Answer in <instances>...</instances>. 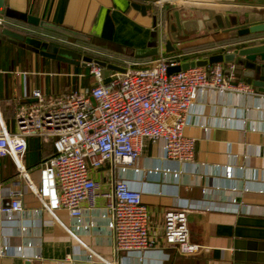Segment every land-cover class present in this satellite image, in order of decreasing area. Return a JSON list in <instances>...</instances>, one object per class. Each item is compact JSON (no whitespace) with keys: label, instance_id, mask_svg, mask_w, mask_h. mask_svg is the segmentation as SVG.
<instances>
[{"label":"crops","instance_id":"1","mask_svg":"<svg viewBox=\"0 0 264 264\" xmlns=\"http://www.w3.org/2000/svg\"><path fill=\"white\" fill-rule=\"evenodd\" d=\"M190 1L186 8L264 13L263 0ZM132 2L134 0H5V8L31 13L43 21L78 31L104 44V47L90 45L95 51L143 66L152 58L129 59L116 51L124 54L155 42L160 44V32L152 25V15L158 14V9L142 13L131 6ZM6 23L28 27L13 18L6 19ZM164 25L163 30H166L165 21ZM37 30L53 43L70 39L52 31ZM219 32L222 29L195 36L179 31L170 37L172 42L180 44L212 38ZM239 43H264V33L173 54H184V60L197 59L203 54L232 51L235 48L232 45ZM222 64L225 75H229L234 66V82L242 79L252 85L254 92L228 95L206 90L196 95L190 120L183 129L184 135L195 140L192 162L167 159L159 145L146 142L136 164L126 171L112 169L109 163L91 171L102 191H109L113 180L121 178L142 193V202L149 212L150 234L159 246L144 252L116 254L107 219L102 217L103 198L97 199L95 208L88 209L83 204L79 222L64 209L53 214L36 212L40 202L28 180L38 185L39 163L43 157L51 155L52 147L50 141L42 142L33 137L39 140L41 148L39 161L34 165H29L24 156L27 178L18 172L12 159L0 157V206L16 192L22 200V210L16 219L0 223V245H21V254L0 256V264H87L89 255H93V264L114 261L119 264H264V239L235 237L240 216L264 218V92L253 85L254 79L246 68L235 63ZM87 71L80 62L72 65L47 57L0 36V122L13 133L17 129L16 109L32 102L33 88H39L47 97L61 96L87 87L90 84ZM154 167L167 168L169 172L153 173ZM226 167H230V177L224 172ZM173 172L178 175L174 176ZM176 204L189 207L187 224L190 241L198 245L195 253L182 254L177 248L162 244L165 209Z\"/></svg>","mask_w":264,"mask_h":264},{"label":"built area","instance_id":"2","mask_svg":"<svg viewBox=\"0 0 264 264\" xmlns=\"http://www.w3.org/2000/svg\"><path fill=\"white\" fill-rule=\"evenodd\" d=\"M189 3L190 0H154L157 30L161 33L165 29L161 14L165 5ZM183 56L166 53L161 43L159 54L140 68L134 67L138 63L126 60L120 64L112 58L125 70H112L106 76L103 67L87 61L91 76L87 87L57 97H47L39 88H33L32 102L16 109L17 129L10 133L0 122V157L9 156L24 178L26 139L37 137L42 142H53L54 151L39 163L38 185L28 180L40 202L36 212L53 214L64 209L79 222L83 204L88 209L95 208L97 199L103 198L102 217L107 219L116 254L144 252L159 246L150 234L149 212L142 202V193L121 178L113 180L109 191H102L91 171L108 163L112 169L126 171L136 164L146 142L159 145L167 159L192 162L195 140L184 135L183 129L190 120L196 95L206 90L228 95L254 92L244 80L234 82V66L225 75L222 63L169 73V68L180 65ZM151 171L169 172L159 167ZM224 172L227 177L232 174L230 167ZM10 196L0 206V223L14 221L22 210L20 193ZM188 210L186 204H176L166 208L163 216L162 244L177 248L182 254L198 251V245L190 241ZM17 254H21V245H0V256ZM88 257L87 264H93V255Z\"/></svg>","mask_w":264,"mask_h":264},{"label":"water","instance_id":"3","mask_svg":"<svg viewBox=\"0 0 264 264\" xmlns=\"http://www.w3.org/2000/svg\"><path fill=\"white\" fill-rule=\"evenodd\" d=\"M154 0H134L131 6L135 9L146 13L147 10L155 11L156 7L153 6ZM264 1V0H263ZM163 20L167 25L166 30L159 33L158 41L152 45L142 48L134 49L128 53L118 54L127 56L135 60H143L154 58L159 54L161 43L164 45V51L166 53H173L183 49L196 48L202 45H211L219 41L230 40L240 37L253 36L254 34L264 33V13L262 11H253L247 14L229 13L220 9L211 11L202 7L186 8L185 6H168L165 5L161 12ZM0 16H4L6 19H16L26 24L28 27L9 26L4 22L1 23L0 36L10 42H14L20 47H24L28 50H32L37 53H50L52 50H59L58 43H53L51 40H47L48 36L43 32H39L37 28L45 31H52L65 38H70L76 42L102 46L104 44L98 42L84 34L75 31L70 28H65L51 22L41 20L38 16L31 13L17 12L15 10H9L5 8V0H0ZM157 13L152 15V25L157 31L156 27ZM30 27V28H29ZM168 29V31H167ZM222 29L212 36V38L199 39L198 41L189 43L176 44L172 42L170 35L176 34L182 31L191 35H204L208 32ZM51 38V36H49ZM49 38V39H50ZM162 41V42H161ZM108 48L111 49L109 45ZM232 51H217L210 54H203L197 59L183 60L180 65L169 68V73L180 71V69H188L199 66H207L217 63H235L246 68L248 75L254 79L253 85L257 86L261 92H264V43L254 45H242L241 43L232 45ZM80 53L77 54L78 58L75 62H80L83 66H86L87 61H93L103 68L124 72L125 68L114 63L110 54H102L98 51H93L98 56L85 55L81 52V47H75ZM87 49V48H86ZM113 49V48H112ZM76 54V53H75ZM56 59H60L59 56H53ZM66 62H69V58ZM241 226H244L241 227ZM251 227V228H250ZM236 238H250V239H264V218H252L240 216L236 222Z\"/></svg>","mask_w":264,"mask_h":264},{"label":"rangeland","instance_id":"4","mask_svg":"<svg viewBox=\"0 0 264 264\" xmlns=\"http://www.w3.org/2000/svg\"><path fill=\"white\" fill-rule=\"evenodd\" d=\"M70 39H67V41L65 40L64 42L61 41L60 39V43H58L59 46V50H52V52H50L49 54H52L53 56H59V58H61L62 61H67V59L69 58V62L73 65V64H79V62H75L76 59L78 58L77 54L80 53L75 47H81L83 50H93L95 51V48L89 46V45H84L82 43L79 42H70ZM87 48V49H86ZM92 51V52H93ZM76 53V54H75ZM48 53H44L42 55H45L48 57L49 55ZM81 54V53H80ZM51 57V56H50ZM119 58V59H118ZM118 63L123 64L124 61H126V59L121 58V57H117L116 60ZM128 62H131L130 60H127ZM112 72L111 69L108 68H103V75L106 76L108 74H110Z\"/></svg>","mask_w":264,"mask_h":264},{"label":"trees","instance_id":"5","mask_svg":"<svg viewBox=\"0 0 264 264\" xmlns=\"http://www.w3.org/2000/svg\"><path fill=\"white\" fill-rule=\"evenodd\" d=\"M60 44H62V43H60ZM6 49H9V48L6 47ZM79 50H81V52L85 53L86 55L89 54V55H92V56H98V55H96L95 53H93L92 51H89V50H83V49H79ZM125 57H127V56H125ZM127 58H129V57H127ZM108 61H112V60L109 59ZM112 62L117 63L116 61H112ZM143 66H145V65H143ZM143 66L137 65V66H134V67L140 68V67H143ZM89 78L91 80V76L90 75H89ZM26 140H27V143H26L25 156H26V159H27V163L29 165H34L35 163H37L39 161V154H40L41 145H40V142H39V140L37 138H33V139H31V138L28 139L27 138ZM50 145L52 147V152H53L54 151V147H53V142L52 141H50ZM7 157H9V156H7Z\"/></svg>","mask_w":264,"mask_h":264}]
</instances>
